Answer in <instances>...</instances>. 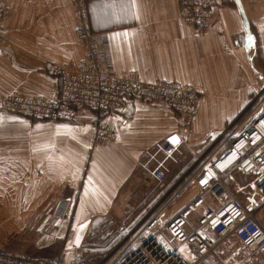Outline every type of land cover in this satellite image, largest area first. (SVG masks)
I'll return each mask as SVG.
<instances>
[{
    "label": "crops",
    "instance_id": "crops-1",
    "mask_svg": "<svg viewBox=\"0 0 264 264\" xmlns=\"http://www.w3.org/2000/svg\"><path fill=\"white\" fill-rule=\"evenodd\" d=\"M213 1L214 24L198 33L180 20L177 0H86L96 38L104 35L108 43L110 72L192 85L200 96L199 114L188 119L163 104L134 98L117 113L83 109L73 122L29 120L0 108V214L7 215L0 228L10 230L0 236V245L40 256L75 245L95 246L100 243L93 231L98 220L109 219L119 228L142 224L179 181L196 172L198 162L264 87V0ZM23 2L13 0L20 7ZM46 4L47 12L26 11L23 22L15 14L0 23V77H8L12 86L0 90L3 96L50 97L60 89L50 67L82 58L69 0ZM100 119L116 124L119 137L91 148ZM172 137L180 143L174 158L164 163L166 180L159 183L152 175L165 158L161 146ZM226 178L264 225L261 197L249 190L254 179L238 171ZM198 194L190 186L167 219ZM64 201L77 217L74 236L56 217ZM193 220L197 216L190 229ZM90 255L100 261L108 256ZM215 255L221 258L218 251ZM250 258L252 264H264L252 254Z\"/></svg>",
    "mask_w": 264,
    "mask_h": 264
},
{
    "label": "built area",
    "instance_id": "built-area-1",
    "mask_svg": "<svg viewBox=\"0 0 264 264\" xmlns=\"http://www.w3.org/2000/svg\"><path fill=\"white\" fill-rule=\"evenodd\" d=\"M177 2L184 24L198 33L212 28L216 18L213 0ZM69 3L82 58L78 62L50 67L60 82V89L53 95L32 98L12 92L4 98L5 110L29 120L73 122L83 109L117 113L127 106L130 98H134L145 103L163 104L188 119L198 116L200 96L192 85L166 80L145 82L135 72L111 73L108 43L104 35L96 38L86 0H69ZM14 9L13 0H0V23ZM248 108L242 118L239 116L241 120L236 118L220 139L212 143L208 153L196 165V172L176 184L139 227L122 225L119 228L122 242L118 253L107 256L104 261L98 260L97 264H224L215 254L231 236L250 250L254 258L264 262V225L225 184V178L232 171L251 177L254 182L249 190L261 197L260 204L264 206V90L256 95ZM118 137V126L100 119L91 136L90 147L114 143ZM179 143H173L169 138L161 146L165 158L152 175L157 182L166 180L164 163L174 158ZM233 152L237 153L236 160L226 163ZM221 164L224 166H217ZM202 180L206 182L201 183ZM191 184H196L198 196L179 214L167 219L168 210ZM195 216L198 225L190 229ZM56 217L70 236H74L77 217L71 211L69 201L61 204ZM185 245L188 246L186 254L182 251ZM91 259L83 245L51 256L17 252L0 245V264H90Z\"/></svg>",
    "mask_w": 264,
    "mask_h": 264
},
{
    "label": "rangeland",
    "instance_id": "rangeland-1",
    "mask_svg": "<svg viewBox=\"0 0 264 264\" xmlns=\"http://www.w3.org/2000/svg\"><path fill=\"white\" fill-rule=\"evenodd\" d=\"M24 2L22 3L21 7L15 5V9H14L13 13L9 17L14 16L15 14H18V15H20L19 18L23 22L24 13L26 11L28 13H31V14H40V13L48 11V4H46V3H39V2H36V1H33V0H29V1L28 0H24ZM6 71H8V70H6ZM16 80L18 81L19 78H16ZM9 82H10V80H9L8 77H3V76L0 77V90L2 88H5V90H7L8 88H11L12 86L9 85ZM17 84L18 85H16V86L21 88V89H23V90H25V88H28V86L21 85L19 83H17ZM260 88L258 89V91H259L258 93H261V91L264 90L263 89L264 87L261 88V90H260ZM5 96H6V94L3 96L0 93V101L2 99L1 104H0V106H1L0 108H4L3 107V101H4ZM254 97H253V99L251 101L252 103H253ZM245 110L242 112V114H241L242 116L240 115L241 118L243 117V114L245 113ZM241 118H240V120H241ZM228 180L229 179H227V178L225 179V184L230 186V184L228 183ZM182 181L183 180L179 181V183H181ZM175 183H173V184H175ZM192 185L193 184H191V186ZM194 185L196 186V184H194ZM169 186L165 189L166 191H164L163 194H166V192L169 191V188H170ZM165 187L166 186L163 187V190H164ZM145 214H148V212H146ZM5 215L6 214H0V225L1 224H7L5 222L6 220L4 219V217L6 218L7 215L6 216ZM138 215H139V213L136 214V216H138ZM138 223L139 222H137V224ZM192 223L194 224L195 227H197L198 223H197L196 220H193ZM137 224H135L134 226H136ZM140 225L141 224L137 225L136 227H139ZM8 230L9 229L0 228V236L6 235L8 233ZM93 231L96 234V239L100 243H98L95 246H92V245L91 246L90 245L89 246H85L86 249H90V250L94 251L93 253L90 251V254H104L105 256L108 254V256L109 255L115 256L118 253V251H117L118 250V246L122 242V237H119L120 236V234H119V226H112V223L109 221V219L105 218V219L98 220L97 228L94 229ZM6 237L8 238V236H6ZM213 239L216 240L217 237H215ZM230 240L231 241L227 242L226 246L220 247L219 250H218V254L221 257V259L224 262V264H252L251 263V258H250L252 252L250 250H248L247 248H245L241 243H239L235 236H231ZM4 245L6 247H8L9 249H11V250H13V249H14V251L17 250L16 246H13V245L11 246V245H9V243L8 244H4ZM182 251H183V253L186 254L188 252V246L185 245V247L183 248ZM90 254H88V255L91 256ZM105 256H103V257H105ZM189 260L192 261L193 259L189 258ZM97 261L98 260H96L95 258H92L91 261H90V264H96Z\"/></svg>",
    "mask_w": 264,
    "mask_h": 264
},
{
    "label": "snow or ice",
    "instance_id": "snow-or-ice-1",
    "mask_svg": "<svg viewBox=\"0 0 264 264\" xmlns=\"http://www.w3.org/2000/svg\"><path fill=\"white\" fill-rule=\"evenodd\" d=\"M247 39H248V41L251 43L253 38L249 35V36L247 37ZM172 142H173V143H178V139H177L176 137H172ZM236 158H237V153H236V152H233L232 156L229 157V159H228V161H227L226 163L231 164L233 161L236 160ZM217 166H218V167H223L224 165L221 164V165H217ZM209 172H211V170H209ZM205 182H206V180H202V181H201V183H205ZM81 227H83V226H81ZM79 241H80V236H77V238H76V242H77V244L79 243Z\"/></svg>",
    "mask_w": 264,
    "mask_h": 264
},
{
    "label": "bare ground",
    "instance_id": "bare-ground-1",
    "mask_svg": "<svg viewBox=\"0 0 264 264\" xmlns=\"http://www.w3.org/2000/svg\"><path fill=\"white\" fill-rule=\"evenodd\" d=\"M177 144V143H176Z\"/></svg>",
    "mask_w": 264,
    "mask_h": 264
}]
</instances>
